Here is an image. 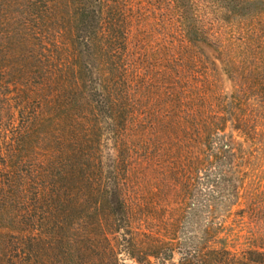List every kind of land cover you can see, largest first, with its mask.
Instances as JSON below:
<instances>
[{"label":"trees","instance_id":"16d2710c","mask_svg":"<svg viewBox=\"0 0 264 264\" xmlns=\"http://www.w3.org/2000/svg\"><path fill=\"white\" fill-rule=\"evenodd\" d=\"M203 1L171 0L161 37L171 41L160 50L171 56L159 68L141 53L155 30L148 11L128 0H0V264L173 258L175 239L136 236L125 189L133 173L167 160L173 195L182 167L186 181L220 154L237 156L233 132L256 134L236 91L220 89L205 61L194 70L202 55H235V23L260 40L264 0H213L217 11ZM142 146L156 150L140 160ZM239 199L244 208L232 213ZM236 200L178 264H264V197ZM240 227L246 236L234 234Z\"/></svg>","mask_w":264,"mask_h":264},{"label":"rangeland","instance_id":"374dc122","mask_svg":"<svg viewBox=\"0 0 264 264\" xmlns=\"http://www.w3.org/2000/svg\"><path fill=\"white\" fill-rule=\"evenodd\" d=\"M134 8L147 9L148 21L155 30L149 26L147 48L141 51L152 59L161 61L159 68L166 65L171 55L160 51L169 47L171 39L164 36L170 32L168 24H172L171 0H128ZM203 4L217 11L219 5L211 0H204ZM204 5H200L203 8ZM207 22H214V18H208ZM171 22V23H170ZM148 31V28H146ZM254 28L251 25L243 26L241 30L234 25L233 33L235 55H202L203 59L199 68L194 71L202 73L204 61L207 63L208 73L217 77L220 89L224 92L236 91L238 104L242 105L239 114L246 117L254 126L256 134L244 137L238 132H233V147L237 156L231 157L220 154V160L210 168L192 171L185 181L187 168L182 167L184 181L177 184L176 192L172 195L171 185L173 174L166 172L167 160H164L161 168V160L153 158L149 162H141L139 170L133 173L126 186L130 193L131 216L135 231H138L143 241L152 239L154 236L171 237L175 239L176 248L172 259H168L166 252L156 257H149L140 264H178L182 253L193 254L194 249L200 247L203 230L207 224L217 223L224 215L226 208L236 197H243L251 201L253 195L264 197V36L256 39L253 36ZM143 33V32H142ZM242 33V34H241ZM245 33V34H244ZM142 35L134 31L132 39L134 42L140 37L139 43H143ZM168 46H162V44ZM201 56V58H202ZM216 58V59H214ZM212 60H216L214 63ZM229 61V66L226 63ZM166 70L165 68L163 69ZM226 74L231 77L226 79ZM218 143H225V139ZM240 143H243L241 146ZM224 145V144H223ZM217 148V147H216ZM152 150L154 146H142L138 152L140 160L145 159L143 151ZM218 152V151H217ZM241 153V154H240ZM229 160V162H228ZM243 161V162H242ZM243 163V164H240ZM166 165V166H165ZM173 179V180H172ZM176 180V179H175ZM235 191V196L234 192ZM186 192L187 194H185ZM245 203L243 199L235 203ZM244 207L236 204L232 207V213L241 211ZM250 215L245 214L244 222H249ZM240 218L233 217L238 221ZM251 229L252 226H250ZM235 228L234 234L246 236L250 229ZM173 233V234H172ZM239 243H243V239ZM238 245V244H237ZM243 246L236 249L240 250ZM119 258L123 264H137L134 259L120 254Z\"/></svg>","mask_w":264,"mask_h":264}]
</instances>
